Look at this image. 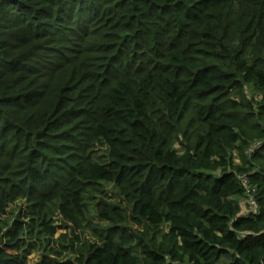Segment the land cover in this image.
Instances as JSON below:
<instances>
[{
	"label": "trees",
	"instance_id": "16d2710c",
	"mask_svg": "<svg viewBox=\"0 0 264 264\" xmlns=\"http://www.w3.org/2000/svg\"><path fill=\"white\" fill-rule=\"evenodd\" d=\"M36 252L264 264V0H0V264Z\"/></svg>",
	"mask_w": 264,
	"mask_h": 264
},
{
	"label": "rangeland",
	"instance_id": "374dc122",
	"mask_svg": "<svg viewBox=\"0 0 264 264\" xmlns=\"http://www.w3.org/2000/svg\"><path fill=\"white\" fill-rule=\"evenodd\" d=\"M66 232L70 233V230L68 228H64V227L59 229L54 239H58L61 234L66 233ZM86 237L91 238L90 235H87ZM52 246L55 248H58V247H60V244L54 243V244H52ZM39 260H40V255L38 254V252H36V253L31 255L30 264H35V263L39 262Z\"/></svg>",
	"mask_w": 264,
	"mask_h": 264
},
{
	"label": "built area",
	"instance_id": "2783aa9c",
	"mask_svg": "<svg viewBox=\"0 0 264 264\" xmlns=\"http://www.w3.org/2000/svg\"><path fill=\"white\" fill-rule=\"evenodd\" d=\"M243 182L245 185L247 184V179L245 177H243ZM248 191H250V190H248ZM256 208H257L256 202L252 198H250L249 209H248L247 213H249L250 211L256 210Z\"/></svg>",
	"mask_w": 264,
	"mask_h": 264
}]
</instances>
